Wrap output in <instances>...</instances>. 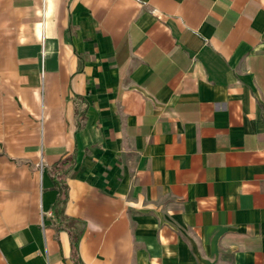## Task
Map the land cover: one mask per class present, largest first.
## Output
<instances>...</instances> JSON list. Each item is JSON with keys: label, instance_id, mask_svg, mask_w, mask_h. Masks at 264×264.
Returning a JSON list of instances; mask_svg holds the SVG:
<instances>
[{"label": "crops", "instance_id": "0c3cea01", "mask_svg": "<svg viewBox=\"0 0 264 264\" xmlns=\"http://www.w3.org/2000/svg\"><path fill=\"white\" fill-rule=\"evenodd\" d=\"M0 264H264V0H0Z\"/></svg>", "mask_w": 264, "mask_h": 264}, {"label": "trees", "instance_id": "16d2710c", "mask_svg": "<svg viewBox=\"0 0 264 264\" xmlns=\"http://www.w3.org/2000/svg\"><path fill=\"white\" fill-rule=\"evenodd\" d=\"M54 182H55V186L58 185V188H59V191H60V194H59V196L57 198V203H56L57 207H58V205H59V207L55 211H56V213H61V211H62L61 209L62 208H61L60 205H62V203L65 202V191L63 190L64 188L59 186L58 182H56V181H54ZM75 245H76V238L73 239V246H75Z\"/></svg>", "mask_w": 264, "mask_h": 264}]
</instances>
